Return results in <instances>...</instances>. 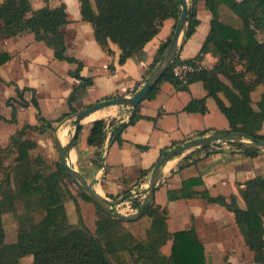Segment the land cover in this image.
Segmentation results:
<instances>
[{
  "label": "trees",
  "instance_id": "16d2710c",
  "mask_svg": "<svg viewBox=\"0 0 264 264\" xmlns=\"http://www.w3.org/2000/svg\"><path fill=\"white\" fill-rule=\"evenodd\" d=\"M44 1L47 2V0ZM78 1L81 19L92 25L94 38L98 45L107 53L111 52L110 41L120 49L119 63H123L127 58L141 51L143 46L158 33L165 19L173 18L175 28L179 13L175 0ZM197 1L199 0H192L187 11L185 40L195 32L199 24L195 8ZM202 1L211 17L209 31L200 50L193 58L185 60H182L177 53L170 67L144 99L153 98L162 81H169L177 89H187L189 83L202 81L208 94L214 97L220 111L228 120L229 127L225 131L241 132L247 136L264 140V134L259 132L264 121V40L257 38V32L264 31V0ZM68 21L64 3L56 7H50L46 3L36 10L32 9L30 0H2L0 3V37L8 38L24 31L33 33L36 40L42 41L52 49L56 59L76 64V67L68 73L70 77L78 81L72 86V91L67 97L68 111L55 120H48L41 115L32 88L15 86V96H10L5 100V104L11 106L10 117L6 118L0 114V123L16 121L17 106L26 107L30 104L36 109L35 115L38 121L35 125L27 124L9 135L7 145L2 150H6L8 155L11 152H17L13 160L15 165L20 163L23 166L28 157L25 130L33 128L42 131L45 127L52 128L53 122L75 113L77 108L74 102L78 92L93 83L91 77L80 74L82 62L66 53L65 26ZM172 33L159 45L153 65L160 60ZM206 53H211L217 58L215 65L211 69L202 68L190 73L187 76V84L180 85V80L173 72L174 65L180 62L201 60ZM233 53L244 63L242 69H235L228 59V56ZM9 57L7 52L0 51V65L5 63ZM219 74L223 75L230 85L221 81ZM248 74L251 75L250 80L246 78ZM258 84L263 86V91L257 103L258 109L255 110L251 106L248 91L253 90ZM138 85L139 83L135 84V89ZM25 91L33 92L29 101L24 97ZM219 91H223L228 97V105L218 97ZM237 91L243 94L239 95ZM185 110L205 113L207 108L204 98L192 99L186 105ZM138 111L139 103L132 108L128 122H120L115 117L101 118L103 116L90 119L88 145L100 148L108 128L112 130V139L121 141L120 135L124 128L141 118ZM207 131H199L197 135L201 136ZM221 142L236 146L249 156H254L260 151L233 141H215L196 149H205L207 153L213 152L218 149L216 145ZM174 145L177 144L173 143L172 146ZM209 148L211 149L208 150ZM166 151L167 149L164 148L161 154ZM3 157L0 154V165H2ZM21 161H24L23 164ZM183 165L181 163L179 167ZM67 178L69 179L68 175L57 160L54 166L46 165L42 168L38 166L34 171H27L16 183L13 191H8L5 187L3 189L0 185V264H19L20 258L29 253L31 245L35 250L30 264H118L119 251L124 244L134 264L148 261L152 255L151 261L156 260L158 264H206L203 244L193 229L174 232L170 254L165 255L161 252V247L170 238L166 224L167 210L161 205L154 204L153 201L141 212V216L145 215L150 219L148 236L145 241L134 240L133 235L125 229L121 220L109 216L98 206L96 208L101 211L98 217L99 230L91 231L82 222L81 215L78 216L77 224L70 223L64 203L68 200L76 203V196L70 190ZM200 183H202L200 177L186 179L182 182L181 188L167 192L168 199L190 197L194 193L193 186ZM240 192L246 204L245 208L238 206L234 196H231L227 202L223 196L211 197L205 193L202 195L209 202L223 205L234 213L246 244L254 252V260L264 263L262 223L264 175L247 180ZM78 193L79 196L90 200L80 190ZM129 195L126 194L120 200L126 199ZM17 196L24 201L25 209L28 211L34 210L33 207H35L44 211L45 214L36 222L31 221L27 224H24L20 215L17 216L20 220L17 239L12 243H6L2 217L9 212L17 215L14 207ZM109 197L118 199V196L112 194ZM141 202L142 199L134 201L133 207L138 209ZM76 209L79 211L77 203Z\"/></svg>",
  "mask_w": 264,
  "mask_h": 264
},
{
  "label": "crops",
  "instance_id": "0c3cea01",
  "mask_svg": "<svg viewBox=\"0 0 264 264\" xmlns=\"http://www.w3.org/2000/svg\"><path fill=\"white\" fill-rule=\"evenodd\" d=\"M200 1L201 4L198 2L196 6L199 24L188 39L183 37L178 52L182 60L193 58L198 53L209 31L210 12L204 2ZM46 3L50 7L65 4L69 20L65 26L66 53L80 60L83 64L80 74L93 80L92 85L78 92L74 102L77 110L116 94L130 96L155 66L153 62L156 51L171 35L175 24L173 18L165 19L158 33L141 51L119 63L120 49L111 41L110 53L98 45L92 25L81 19L78 0H30L33 10ZM0 51L10 56L0 65V79L3 80H0V114L10 117L11 110L4 101L15 96V86L34 90L40 113L48 120H55L68 111L67 97L72 86L78 83L68 73L76 67L75 63L56 59L52 49L36 40L33 33L28 31L8 38L0 37ZM200 61L203 68L211 69L217 58L206 53ZM219 78L230 85L223 75L219 74ZM136 83L139 85L135 89ZM262 91L261 84L248 91L251 106L255 110L258 109L257 103ZM32 93L25 91V99L29 101ZM217 95L225 104H229L223 91ZM200 98H204L207 108L205 113L185 110L192 99ZM102 109H108L109 112L100 116L115 117L120 122H128L132 114V108L122 104ZM35 113L36 109L31 104L26 107L17 106L16 120L35 125ZM138 113L141 118L124 128L120 135L121 141L112 139V130L108 128L100 148L87 143L90 119L98 116H86L81 120L78 136L68 152L67 159L71 166L82 173L86 181L106 198L112 194L121 199L126 194L131 196L136 192L138 199H143L151 170L164 148L168 150L173 143L180 144L196 138L197 132L202 130H208L203 134L208 135L218 130L225 131L229 127L228 120L202 81L189 83L187 89H177L169 81H162L153 98L139 102ZM4 123L7 122L0 124ZM60 130L63 143L67 129L63 127ZM14 131H6L7 138ZM259 132L264 134V121ZM5 135L3 139L0 136L1 141H5ZM216 147L218 149L209 153L205 149L194 148L173 156L163 165L162 178L153 198L154 204L167 210L166 224L170 238L165 243L168 251L163 250V245L162 253L170 254L174 232L193 229L203 244L206 264H264L254 260V252L246 244L234 213L223 205L209 202L202 195L223 196L227 202L234 196L238 206L245 208L240 189L247 180L264 175V150L259 149L256 155L249 156L231 144L221 142ZM181 163L184 165L179 167ZM192 177H200L202 183L193 186L194 193L190 197L168 199L169 190L181 188L182 182ZM262 223L264 227V215Z\"/></svg>",
  "mask_w": 264,
  "mask_h": 264
},
{
  "label": "rangeland",
  "instance_id": "374dc122",
  "mask_svg": "<svg viewBox=\"0 0 264 264\" xmlns=\"http://www.w3.org/2000/svg\"><path fill=\"white\" fill-rule=\"evenodd\" d=\"M201 4V1H197V3ZM188 8L191 6L192 0H186ZM197 3L195 5V8L197 6ZM203 30H201L202 32ZM257 38L260 40H264V31L257 32ZM228 59L233 63L235 66V69H242V65L244 63L241 61V59L236 55L232 54L228 56ZM247 80L251 79V75H246ZM6 85H4V89L6 90ZM7 91V90H6ZM5 103V101H4ZM5 105V104H4ZM8 109L11 110V106ZM10 114V111L8 112ZM67 117V116H66ZM66 117L55 121L52 123V128L45 127L44 130L38 131V129L33 128H27L25 130V139L27 141V153L28 157L25 160V163L20 165V163L13 162L14 157H16L17 152L14 153L11 152L8 155V152L6 150H2L4 146L7 145L8 138L5 135L6 131H14L17 129H22L27 125L26 122H23L22 120H16L14 122H7L4 124H0V136L3 139V136L5 135V141L0 140V154L1 156H4L2 158V165H0V185L1 188L6 190L13 191L14 188H16V183L19 181V179L27 172V171H34L38 168V166L41 168L46 165L54 166L55 162L59 160V149L57 147L56 141L54 139V131L55 128L59 125L63 119L65 120L58 129L65 127L67 129V132H65V137L63 140L64 144L67 142V140L70 138L73 128H74V118L66 119ZM105 118V117H103ZM38 123V121H37ZM3 131V132H2ZM5 132V133H4ZM7 138V140H6ZM20 161V160H19ZM19 170V171H18ZM67 184L70 188V190L75 194L76 196V203L78 205L79 211L76 209V203L73 200H68L64 203L68 220L72 224L78 223V216L81 215L82 222L91 230H99L100 224L98 222V217L100 214V210L96 208V205L86 198H83L79 196V189L77 188V185L75 182H73L70 178L66 179ZM146 197V194L144 198ZM139 196H127L126 199H123L122 202H119L120 199H113V198H107L112 201H116L117 203L112 206V210L119 212L121 214H133L136 212L137 208H134L133 203L138 200ZM143 198V199H144ZM142 199V200H143ZM119 202V203H118ZM15 212L17 215L9 212L5 213L2 217L3 221V228H4V241L6 243H12L16 241L17 236L19 234L20 229V220L17 218V216H21L24 224H27L29 222H36V220L40 219L45 212L38 210L37 208L33 207L34 210L28 211L25 209V203L22 201L18 196L17 199L14 202ZM123 225L125 226V229L129 231L136 241H145L147 239V231L149 230L150 226V219L143 215L140 216L138 219L134 221H122ZM121 248V247H120ZM119 248V249H120ZM161 247V252H162ZM35 250L34 246H29V253L25 255L24 257L20 258L19 264H30L32 262V254ZM164 251H168L166 245L163 248ZM119 261L118 264H134L132 261V256L130 255L129 251L126 248V245H123V248L119 251ZM151 255V254H150ZM153 256V255H152ZM152 256L150 257L152 259ZM149 259L148 261H143L140 264H158L156 260L151 261Z\"/></svg>",
  "mask_w": 264,
  "mask_h": 264
},
{
  "label": "water",
  "instance_id": "95a60500",
  "mask_svg": "<svg viewBox=\"0 0 264 264\" xmlns=\"http://www.w3.org/2000/svg\"><path fill=\"white\" fill-rule=\"evenodd\" d=\"M179 13L176 19V26L170 38V41L162 54L160 60L155 64L153 69L147 75L145 81L139 86L130 96H114L99 100L93 104H90L75 113L66 117V119L74 118V128L70 138L62 144L57 136L59 126L65 121H61L55 128L54 139L59 149V163L64 168L68 177L75 182L77 188L87 195V197L99 208H101L109 216L116 218L121 221H134L141 216V212L145 206L149 205L154 198L155 189L162 178V167L163 165L173 156L180 155L185 152H189L194 148H198L204 145H208L215 141H233L246 147L257 148L264 150V140L256 139L251 136H247L241 132L235 131H214L208 135L198 136L193 139H189L183 143L171 146L165 153L161 154L154 164L146 188V197L142 200L139 208L133 214H121L113 211L112 206L117 202L107 199L97 190H95L85 179V177L76 168L71 166L68 162L67 156L70 149L73 147L74 142L78 136V132L81 125V120L93 113L94 111L112 105H127L128 107L134 108L140 101L144 99L146 94L152 90V88L161 79L164 72L170 67L176 54L179 52L185 29L187 25V11L188 6L186 0H175Z\"/></svg>",
  "mask_w": 264,
  "mask_h": 264
},
{
  "label": "built area",
  "instance_id": "2783aa9c",
  "mask_svg": "<svg viewBox=\"0 0 264 264\" xmlns=\"http://www.w3.org/2000/svg\"><path fill=\"white\" fill-rule=\"evenodd\" d=\"M202 68L203 66L200 60H193L191 62H180V63L175 64L173 67V72L180 80V85H186L187 76L190 73L197 72ZM132 196L136 197L139 195L136 192H133ZM119 202H122V200H119Z\"/></svg>",
  "mask_w": 264,
  "mask_h": 264
},
{
  "label": "bare ground",
  "instance_id": "6f19581e",
  "mask_svg": "<svg viewBox=\"0 0 264 264\" xmlns=\"http://www.w3.org/2000/svg\"><path fill=\"white\" fill-rule=\"evenodd\" d=\"M108 112H109L108 109H107V110L100 109V110L94 111L93 113L89 114L87 117H89V116H100V115L107 114ZM87 117H86V118H87ZM84 119H85V118H84ZM60 129H61V128H60ZM60 129H58V131H57V136H58L60 142L62 143L61 138H60V132H61ZM69 163H70V165H72L71 162H69Z\"/></svg>",
  "mask_w": 264,
  "mask_h": 264
}]
</instances>
